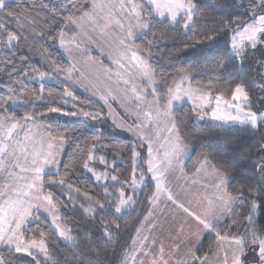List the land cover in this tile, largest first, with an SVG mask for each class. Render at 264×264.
I'll use <instances>...</instances> for the list:
<instances>
[{
  "label": "trees",
  "instance_id": "obj_1",
  "mask_svg": "<svg viewBox=\"0 0 264 264\" xmlns=\"http://www.w3.org/2000/svg\"><path fill=\"white\" fill-rule=\"evenodd\" d=\"M91 0H9L10 8L16 14L29 17L36 21L33 27L25 25L22 30L27 41L21 40L9 49L0 43V115L15 117L16 120L35 114L34 122L50 125L56 132L65 136L64 150L60 157L59 167L54 173H45L43 193H51L53 205L60 214V219L71 230L77 240L75 247L62 243L50 223L43 217L32 221L24 231L25 241L44 239L47 252L52 257L49 261L44 257L33 254L27 258L19 256L14 250L0 249V256L11 261V264H118L123 253L128 249L132 236L142 218L149 210L151 198L155 192V183L149 177L146 162L145 145L132 137L115 136L111 133L112 125L107 122L103 105L81 90L72 87L71 82L63 79V74L71 67L57 43L69 17L79 16ZM254 0H193L200 12L196 15V23L192 30H183L171 26L167 20L155 18L151 20L152 27L145 30L133 41L134 48L139 49L153 70V78L157 82L160 104L166 103L167 91L173 87L179 75L189 73L191 86L203 90H211L213 95L222 94L225 98L231 96L230 89L235 82L243 81L252 97V108L264 109V93L259 91L258 84L264 82V68L258 66L264 61L261 54L264 49L249 50L247 59L241 64L239 57H233L229 52L232 29L236 24L225 28V22L238 18L247 22L251 15ZM149 6L144 0H136ZM145 20L149 17L145 13ZM0 23L6 24L9 31L16 29L15 21L5 18L0 13ZM2 31V30H0ZM214 36L209 41L207 37ZM55 37V39H53ZM86 54L96 61H101V55L91 46L86 45ZM103 62V61H102ZM59 68L57 72L55 69ZM40 73L53 75L58 82L40 83L36 76ZM40 77V76H39ZM43 85V93L40 89ZM11 89V91H9ZM66 89L74 93L75 105L63 104ZM51 92V96H49ZM9 96L16 103L4 104ZM42 96V99L35 97ZM54 100L55 103L50 101ZM85 106L96 107L103 115L101 120L105 127L101 130L87 128L85 117L67 118L63 115H49V107H60L62 112H76ZM60 112V113H62ZM41 114H44L41 116ZM174 117L182 120L180 136L190 147L191 152L183 163V170L191 174L205 157L235 180L228 191L236 194L235 190L244 182V176H251L256 165L264 159V128L252 131L246 126L229 125L213 127L208 120L195 121L194 111L188 104L175 107ZM82 119V120H81ZM94 147V148H93ZM95 158L104 157V167L111 176L120 181H128L133 173V152L140 154V160L135 165L136 180L139 173H144V182L132 191L133 206L121 214L96 211L95 216L84 209L100 203L115 202L118 191L130 192L127 184L114 181L97 183L93 178L84 174V160L89 151ZM101 161V160H100ZM100 161L92 164H99ZM65 183L61 185L59 181ZM56 181V183H51ZM105 188L108 194H105ZM115 203L112 204L114 209ZM246 210L237 208L236 214L228 219L226 225H218L222 233L228 231L232 220H239V227L231 229L234 234H240L244 228L243 217ZM103 223L108 224V231L113 233L112 239L103 236ZM264 224V211L257 219V225ZM119 225L117 229L115 226ZM216 245L214 235L203 237V247L197 255L203 256Z\"/></svg>",
  "mask_w": 264,
  "mask_h": 264
},
{
  "label": "snow or ice",
  "instance_id": "obj_2",
  "mask_svg": "<svg viewBox=\"0 0 264 264\" xmlns=\"http://www.w3.org/2000/svg\"><path fill=\"white\" fill-rule=\"evenodd\" d=\"M147 3L150 5L149 8H145L143 3H137L136 0H118V3L107 5L109 9H115L116 11H109L105 17L108 23L104 27L106 28L108 24L114 23L123 31L124 24L121 23L119 16L126 14L127 17L135 19L136 28L141 34H144V30L151 29L152 23L150 21L157 17L167 20L173 27L180 25V22L183 21V29L192 30L193 25L196 23V15L200 12L199 7L193 3V0H147ZM105 7L106 5L104 4L96 3V0H93L91 5L93 10L97 8L103 10ZM0 13L5 18L15 21L17 25L15 30L9 31L6 24L0 23V30H2L0 31V43L4 47L11 49L22 39L27 41L28 38L23 36L22 30L25 25L33 27L36 21L29 17L17 15L16 10L10 8L9 0H0ZM145 13L149 17V20L143 18ZM83 17L94 20L90 12H83V16L80 19ZM67 23L77 24V19L69 17ZM230 24H236L237 27L232 29L229 52L231 56L239 57L241 64L247 59L249 50L255 51L258 49V46L264 49V0H255L247 22H242L240 19L234 17L230 21L225 22V28L227 29ZM64 36L63 32L59 34L61 47H65L66 45ZM133 36L134 32L129 27L126 36L118 42L117 58L113 60V63L117 64L121 69H126L125 64L121 61L127 60L131 68L139 70V75L150 86V90L149 88H142L140 91H137L136 85H133L131 89L136 101L143 102L149 109L148 111H143L144 120L148 124L146 125L142 121L134 129L129 128L128 130L136 131L141 139H144L143 130L145 127L151 125L153 118L151 109L159 105L161 98L156 95L157 82L153 79V70L150 64L140 54L139 49L133 48L131 44L126 43V39H130ZM215 39L216 37L214 36L207 37L209 41ZM261 54L264 55V51ZM258 66L264 68V61H259ZM55 70L57 72L60 71L59 68ZM130 70L126 69V71ZM107 71L110 72L111 70L108 69ZM71 74L72 69H68V79H71ZM39 75L41 80L45 79V73H40ZM116 75L125 84L129 83V80L124 79L121 73L117 72ZM187 81L188 76L182 75L175 84V87H169L167 91V101L163 114L168 116V123L171 126L166 128L169 136L165 138L169 146L160 145V148L164 149L163 155H159V150H156L154 154L153 142L151 139L148 141L147 172L152 174V179L156 182V192L153 193L151 202L156 204L161 195H164L168 201H171L177 209L182 211L195 224V230L190 231L188 234L186 252L180 259L175 261V264H207V254L203 256L197 255L203 247V237L205 235H214L218 248H222L225 244L229 245L228 248L223 250L220 264H264V224L257 225V219L261 212L264 211V159H261V162L254 167L251 176H244V182L235 190V195L227 190L235 180V177L229 176L227 172L212 165V173L216 177V182L213 185L215 191L212 196H203V201L206 203H201L198 200V203L201 204L199 211L186 207L184 203L174 197L172 191L164 184L166 179L165 174L173 169V160L179 159L185 147L183 139L180 136V124H182V120L172 115L174 102L183 101L186 97L192 100V111L196 113V119L199 121L207 119L208 123L213 127L239 125L246 126L252 131H260L264 128V109L261 107L252 108V97L247 85L243 81H230V83H234V88L230 89L231 99H226L222 94L213 95L211 90L202 91L199 88L193 89L190 82L188 87H183ZM257 87L261 93H264V82L258 84ZM40 91L43 93V85ZM147 95H152L153 99L148 101L146 99ZM49 96H51V92H49ZM72 96V92L65 90L64 97L61 98L62 103L66 104V98ZM42 98V96L35 97V99ZM100 98L107 104L108 96L102 95ZM261 99L264 100V96ZM213 100L215 101L214 105ZM9 102L15 104L17 101L12 96H9L8 100L4 101V104L6 105ZM50 102L55 103L54 100ZM137 108H140V103H137ZM207 109H211L210 116ZM161 111L159 107H156L158 117ZM48 112L60 113L62 112V108L49 107ZM64 114L85 118L90 117L92 120H96L102 116L100 112H86L83 109ZM43 115L41 114V116ZM23 119L26 125L28 121L35 120V114L32 116L26 115ZM25 125H22L15 117L0 115V179L3 180V183H0V245L7 246L9 253H12L14 250L16 253H25L31 257L33 256V251H37L43 253L45 257L50 258L48 257L44 241L33 239L25 242L24 231L27 230V224L33 219L34 212H39L43 207L42 204L38 203L40 200L47 201L49 206L54 207L52 194L44 195L42 193L45 183V168L59 163L55 158L56 153L52 149L55 142L59 141L62 144L65 141V136L59 132L53 134L54 130L50 125L43 126L49 137L47 148L45 149L43 137L39 142V146H37L31 129H26ZM17 129L24 131L23 141L15 139L18 135ZM159 135L160 133L157 131L156 136L159 137ZM29 143L32 144L31 149L29 148ZM262 148H264V145H262ZM132 155L134 168L130 184L128 181L118 180L115 176H112L111 179L122 185L129 184L133 191H135L138 183L143 184L144 173H139L140 180L138 182L136 180L137 172L135 171V165L141 158L140 154L135 151ZM93 159L94 157L90 150L87 158L84 160L83 166L85 169L92 171L88 165L89 161ZM99 159L101 162L106 163L104 157H99ZM201 163L202 165H208L211 162L205 157ZM196 172L199 173L200 169L197 168ZM181 173L185 176L187 175L183 172L182 168ZM94 175H96L97 180H100L102 177L108 178L107 173H94ZM51 183H56V181H52ZM59 183L63 185L65 181L61 179ZM193 183H197V181L193 180ZM105 194H108L106 188ZM106 203L107 206L105 203L97 201L94 206L86 208L84 211L93 216H95L97 210L106 212L110 209L114 215L121 214L122 210L131 208L134 201L132 196H126L123 190H119L117 201ZM113 203H115L114 209L112 208ZM238 207L245 209L247 213L246 215L244 213L240 214L244 221L242 233L234 234L231 231V229L239 227V220H232V224L228 225L229 230L222 233L221 230H218L217 226L226 225L228 219H231L236 214ZM44 210L49 211L48 208ZM53 224L59 229L60 226L56 223L55 216L53 217ZM102 227L104 228L103 236L111 240L113 233L108 231V224L103 223ZM115 227L118 229L119 225ZM184 227V223H181V233L184 232ZM137 231L139 232V229ZM60 237L69 242L73 247L77 244L76 238L65 230H60ZM147 240L148 237L145 236L143 241L140 242V249H136V251H142L144 256L151 255L150 264H169V260L165 258L163 245H160L158 249L152 248L151 252H149L148 246L144 243ZM135 243L136 241L134 240L133 244ZM180 247L181 245L177 244L174 250L178 252ZM157 251L159 255L155 254ZM129 258L135 260V252L130 257L126 255L123 264H127ZM0 264H11V261L0 256ZM35 264H39V261H35ZM141 264H144L143 260Z\"/></svg>",
  "mask_w": 264,
  "mask_h": 264
},
{
  "label": "rangeland",
  "instance_id": "obj_3",
  "mask_svg": "<svg viewBox=\"0 0 264 264\" xmlns=\"http://www.w3.org/2000/svg\"><path fill=\"white\" fill-rule=\"evenodd\" d=\"M144 2L148 5L147 0H144ZM253 2H255V0ZM92 3L93 0H91L90 3H88L87 9H85L83 12L92 13L94 20H90L88 17H83L82 19H80L83 16V12H82L79 16L74 17V19H77V24L73 25L66 22L64 25L62 32L65 34L64 36L66 41L65 47L60 46V41L58 38L57 45L64 54L65 58H67V60L71 64L70 69H72L71 79H68L67 72L63 75V79L65 81L71 82L72 85L75 86L72 88L77 89L78 91L80 90L82 92L84 91L85 93L89 94L94 101L99 102L100 104L103 105L104 115L107 118V122H109L113 127L111 129V133L113 135L121 136V137H132L138 141H141L140 135H138L136 131L134 130L129 131L128 129L129 128L134 129L135 126L140 124L142 121L147 125L148 122L144 120L143 111H148L149 109L143 102L136 101L135 95L131 89L133 85H136L137 91H140V89L142 88H149L150 90V86L147 85L146 81L139 75V70L135 68H131L127 60H122L121 62L125 64L126 69H131L130 71H126V69H121L117 64L113 63V60L117 58L118 42L121 38H124L126 36L129 27L132 28V31L134 32V36L130 39H126V43H129L133 46V41L136 38H138L141 35V33L136 28L135 19L127 17L126 14H122L123 17L122 15L119 16L121 23L124 24L123 31L115 24L112 26V23L108 24V27L106 28L104 27L105 24L108 23V21L105 19L106 15L109 13V11L115 12V9H109L107 5L111 3H118V0H96V3L106 5V7L103 10L99 8L93 10L91 8ZM148 6L150 7V5ZM158 19L163 20V18H159V17ZM86 45L91 46L101 55V61H96L91 57L85 55L87 48ZM141 55L147 60V58L143 54ZM108 69H110L111 71L110 72L107 71ZM117 72L121 73L124 79L129 80V83L125 84L123 80H121L116 75ZM182 75H187L188 79L190 77L189 73H183L179 75L175 84L179 81V78ZM39 76L40 75L38 74L36 76L37 77L36 79L42 84L44 82H50V83L58 82V80L53 75L50 74H46L44 80H41ZM175 84L173 85V88L175 87ZM188 86L189 84L183 85V87H188ZM191 87L195 89V87L193 86ZM156 88H157V84H156ZM66 90L72 92L70 89L69 90L66 89ZM201 90L207 91L203 89ZM102 95L108 96L107 104H105L104 100L100 98ZM74 98L75 96L73 93L72 97L66 98L67 99L66 104L75 105ZM146 99L148 101H151L153 99V96L147 95ZM226 99H231V96ZM137 103H140V108H137ZM184 104H188L191 106V108H193V101L189 100L186 97L183 101L174 102L173 109L175 107H179ZM214 104L215 101L213 100V105ZM165 105L166 103L164 104L159 103L158 106H155L151 109L153 116L151 125L145 127L143 130L151 135V138L149 139H151L153 142L154 154L156 153V150H159V155L161 156L163 155L164 149L160 148V145L163 144L165 145V147L169 146L168 141L165 138L169 136V133L166 131V128L171 126L170 123H168V116L163 114V109L165 108ZM156 107H159L162 110L159 117L157 116ZM81 109H83L86 112H100L96 107H91V106H85L82 107ZM207 111L209 112V116H210L211 109H207ZM64 113L66 112L50 113L49 115H63L69 119L80 118V117L82 118V116H69V115H65ZM194 114H195L194 117L195 121L202 122L196 119L195 112ZM84 120H85L84 125L87 128H94L96 130H101L105 127L101 118L92 120L90 117H87ZM21 124L25 125V122ZM43 126H45V123L43 124L40 122H34L30 120L29 123L25 125V128L31 129V133L34 136V141L36 142L37 146H39V142L43 137L44 147L46 149L49 137ZM157 131H159L160 133L159 137L156 136ZM17 133L18 135L15 137V139L23 141L24 131L18 129ZM145 137L148 139V136ZM31 147L32 144L29 143V148L31 149ZM63 147H64V142L61 144L59 141H57L54 143L52 149V151L56 153L55 158L59 163H60V157L63 153ZM190 152L191 149L185 145L184 150L181 152L179 156V159L173 160V169L169 170V172L165 174L166 179L164 181V184L167 188H169L172 191L174 197L180 202L184 203L186 207H190L194 211H199L201 204L198 203V200L201 203H206L205 201H203V196H212L213 192L215 191L213 185L216 182V177L212 173V165L211 164L202 165L201 163L202 160L197 165V168L200 169L199 173L196 172L197 170L196 168L195 171L191 174H187L186 176L182 174L181 167L184 161L190 155ZM146 155L148 156V145L146 149ZM97 160L100 161L99 157L98 158L94 157L93 160L89 161L88 167L92 169V171H89L88 169L84 168L83 173L91 176L93 180L97 183H103L107 180L113 181L111 179L112 177L111 174L108 173L106 167H104L103 162L100 161L99 164H95V165L92 164V161L96 163ZM59 163L55 165L47 166L45 168V173L56 172L59 167ZM95 167L99 168L100 174L107 173L108 178L102 177L100 180H97L96 175H94ZM146 167H148L147 162H146ZM148 174L152 179V174L149 172ZM193 180L197 181V183H193ZM154 183H155V192H156V182L154 181ZM141 185L142 184H138V187H140ZM127 187H129L130 192L128 193L127 190L125 192L126 196H132L131 193L133 191L132 187H130L129 184H127ZM189 201H191V203H189ZM38 203L42 204L43 207L39 210V212H34L33 219L29 223L37 220L38 217H43L47 219L50 223L51 228L55 231L56 235L58 236L59 240L64 244L71 245L69 242L65 241L62 237H60V230H65L68 232V234L72 235L73 237L75 236L70 231L68 226L65 225L63 221L60 219V214L58 210L55 207L49 206L47 201L40 200ZM45 208H48L49 211H45L44 210ZM146 214L148 215L145 216L148 218L150 217L151 219L146 222V221H142L144 217L142 218V220L140 221L139 225L137 226L132 236L128 249L121 256L118 264H123L124 257L126 255L130 257L133 252H135V260L129 258L127 264H141L142 260L144 264H150L151 255L144 256L142 251L133 250V241L134 240L136 241L135 246L137 247L139 245V249H140L141 246L140 242L143 241L145 236L148 237V240L145 241L144 243L148 246L149 252H151L152 248L158 249L160 245H163L165 249V258L168 259L169 262H172L175 259L178 260L185 254L188 243L187 242L188 234L190 231L195 230L194 222H192L190 218H187L182 211L177 209L176 206L172 204L171 201H168L166 199V196L164 195H161L160 199L157 201L156 204H153L152 202L150 203L149 210ZM159 215L160 217H158ZM54 216L56 217V223L60 226L59 229H57L56 226L53 224ZM181 223H184L185 226L183 233L180 232V228H174V231L166 228L168 225H173V224H176L180 227ZM138 229L139 232L137 231ZM40 240L44 241L43 238L37 239V241ZM177 244L181 245L178 252L174 250L175 245ZM216 246L217 243L213 249H215ZM228 247L229 245L225 244L222 248H216L214 251L213 249H211V251L207 252V256H208L207 264H220V261L222 260L223 250ZM3 248H8V247L5 245H0V249ZM17 254L23 258L29 257L25 253H17ZM33 254H38L44 257L48 261L52 258L49 255V253H48V257L50 258L45 257L43 253H39L37 251H33ZM155 254L159 255V252L157 251ZM169 264H175V263L172 262Z\"/></svg>",
  "mask_w": 264,
  "mask_h": 264
},
{
  "label": "crops",
  "instance_id": "obj_4",
  "mask_svg": "<svg viewBox=\"0 0 264 264\" xmlns=\"http://www.w3.org/2000/svg\"><path fill=\"white\" fill-rule=\"evenodd\" d=\"M90 3V2H89ZM87 7H88V5H87ZM87 7L85 8V9H87ZM116 11V10H115ZM122 17H123V15H122ZM158 18V17H157ZM114 25V23H112V26ZM86 56H88L87 54H85ZM90 57V56H89ZM70 69V68H69ZM67 72V71H66ZM65 72V73H66ZM64 73V74H65ZM63 74V75H64ZM187 84H189V79H188V81L187 82H185V84L184 85H187ZM20 121V123H23V122H25L24 121V119H20L19 120ZM27 123H29V121L27 122ZM18 130V129H17ZM16 130V131H17ZM143 135H144V139H140L141 140V142H143V144L145 145V153H146V149H147V145H148V141H149V138H151V135L148 133V132H146V131H143ZM145 136H148V139L145 137ZM141 138V137H140ZM184 145H186L185 143H184ZM187 146V145H186ZM189 147V146H188ZM190 148V147H189ZM63 150H64V147H63ZM147 156V155H146ZM147 159H148V156H147ZM181 168H183V165H182V167ZM184 171V170H183ZM94 172H95V174H100V170H99V168H97V167H95L94 168ZM186 173V172H185ZM187 174V173H186ZM150 177V176H149ZM0 183H3V181H2V179H0ZM42 193H43V189H42ZM44 194V193H43ZM146 215H148V214H146ZM158 217H160V215L158 216ZM148 217H146V216H144V218H143V220L142 221H149L151 218L149 217L148 219H147ZM147 219V220H146ZM166 228H168V229H170V230H172V231H174V228H180L178 225H176V224H173V225H168ZM71 231V230H70ZM216 248H218L217 246H216ZM215 248V249H216ZM131 249V248H130ZM136 249H139V245L136 247L135 246V244H133V250H136ZM215 249H213V251L215 250ZM175 261H176V259L174 260V261H172L173 263H175ZM172 262H169V263H172Z\"/></svg>",
  "mask_w": 264,
  "mask_h": 264
}]
</instances>
